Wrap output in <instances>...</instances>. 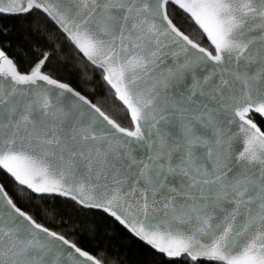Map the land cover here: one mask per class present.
Listing matches in <instances>:
<instances>
[{
	"label": "snow or ice",
	"instance_id": "snow-or-ice-1",
	"mask_svg": "<svg viewBox=\"0 0 264 264\" xmlns=\"http://www.w3.org/2000/svg\"><path fill=\"white\" fill-rule=\"evenodd\" d=\"M169 4L213 51L174 24ZM33 10L101 70L132 128L46 74V52L19 72L3 31L0 169L60 227L97 230L43 197L169 259L264 264V132L250 115L264 117V0H0L3 15ZM74 234L37 223L0 186V264H103Z\"/></svg>",
	"mask_w": 264,
	"mask_h": 264
},
{
	"label": "trees",
	"instance_id": "trees-1",
	"mask_svg": "<svg viewBox=\"0 0 264 264\" xmlns=\"http://www.w3.org/2000/svg\"><path fill=\"white\" fill-rule=\"evenodd\" d=\"M168 14L174 24L191 40L212 51L203 35L185 14L172 6L168 7ZM39 17L47 21V25L41 23L38 29L36 21ZM49 29L54 31H49ZM3 31L7 33L4 37L7 41L4 44L6 53L13 60L19 72L26 73L30 70V65L35 59L32 55L34 51L46 52L49 55V62L46 63L44 69L46 74L85 95L92 103L113 118L119 126L125 129L132 128L127 111L115 100L112 91L103 81L102 73L86 63L71 44L61 39L60 37L63 35L42 13L37 14L33 10L28 15L21 17L0 15V32ZM250 115L254 117L257 126L264 132V121L258 116ZM0 184L13 199V203L32 215L37 223H42L60 234L75 232L74 235H66L65 238L75 243L82 250L101 259L103 264H218L191 262L186 257L166 259L135 240L118 224L113 226V224L101 219L100 215L85 219L73 209L66 207V204L72 203L71 201H66L62 197H43L49 202V207L54 202L60 208L65 217V222L70 218L87 226L94 223L97 230L93 233L87 227L84 229L60 227L61 221L59 219L54 221L51 215L44 212V204H40L39 207L36 206L40 197L30 201L27 196L28 191L21 190L1 170ZM108 220L111 219L108 218Z\"/></svg>",
	"mask_w": 264,
	"mask_h": 264
},
{
	"label": "water",
	"instance_id": "water-1",
	"mask_svg": "<svg viewBox=\"0 0 264 264\" xmlns=\"http://www.w3.org/2000/svg\"><path fill=\"white\" fill-rule=\"evenodd\" d=\"M21 2H23V0H21ZM169 6H172V7H174V8H176V9H178L175 5H172V4H169ZM179 11H181L183 14H185L191 21H192V23H193V25L198 29V31L203 35V37L205 38V40H206V42L208 43V45L210 46V48L212 49V46H211V44H210V41L208 40V38H207V36L202 32V30L199 28V26L198 25H196L195 24V22L191 19V17L187 14V13H185V12H183V10H180V9H178ZM29 13H27V14H21V15H5V16H10V17H21V16H26V15H28ZM43 14V13H42ZM0 15H3V14H0ZM44 15V14H43ZM46 17V16H45ZM47 18V17H46ZM48 19V18H47ZM50 21V20H49ZM51 23H52V21H50ZM55 27H56V25L54 24V23H52ZM57 28V27H56ZM58 29V28H57ZM58 31H59V29H58ZM62 35H63V33H61ZM186 35V34H185ZM194 42V41H193ZM199 45V44H198ZM72 46V45H71ZM200 46V45H199ZM73 47V46H72ZM200 47H203V46H200ZM74 48V47H73ZM75 49V48H74ZM76 50V49H75ZM208 50V49H207ZM77 51V50H76ZM212 51H213V49H212ZM79 54V53H78ZM82 58H83V60L86 62V63H88L87 62V60H86V58H84L83 57V55L82 54H79ZM172 63V60H171V58H169V59H167L166 61H165V65H170ZM91 67H93L94 69H97V70H99L100 72H101V70L100 69H98V68H95L93 65H91L90 63H88ZM165 65H161V67L163 68ZM102 73V72H101ZM42 83V82H41ZM105 83V82H104ZM106 84V83H105ZM107 85V84H106ZM69 86V85H68ZM108 86V85H107ZM109 87V86H108ZM110 89V88H109ZM111 90V89H110ZM81 94V93H80ZM65 95H68V94H65ZM116 100V99H115ZM123 108H124V106L121 104V102L120 101H118V100H116ZM125 109V108H124ZM126 110V109H125ZM127 111V110H126ZM253 115H255V116H258L260 119H262L263 121H264V117H260L258 114H253ZM129 117V116H128ZM129 120H130V117H129ZM130 122H131V120H130ZM132 125V124H131ZM121 127V126H120ZM5 175H7L9 178H11L12 180H13V182L15 183V185H17V183H16V181L11 177V176H9L6 172H4L2 169H0ZM0 186H2L1 184H0ZM18 187H20L21 188V186H19V185H17ZM24 190H26V191H30V190H27V189H24ZM33 195H35V194H33ZM47 197H59V196H47ZM62 198H64V197H62ZM64 199H66V198H64ZM106 215V214H105ZM110 218V217H109ZM111 219V218H110ZM122 229H123V227L122 226H120ZM123 230H125L129 235H131L135 240H137L138 242H140L141 244H143L144 246H146V247H148L149 249H151L153 252H155L156 254H158V255H160V256H163L164 258H166V259H169L166 255H164V254H162V253H159V252H156V250H154V249H152V248H150V246H148L147 244H145L143 241H140V240H138L136 237H134L131 233H129L126 229H123ZM181 257H186L188 260H190L191 262H210V263H218V262H216V261H211V260H208V259H206V258H202V257H198L196 260H193V259H191L189 256H187L186 254H184V255H181L180 257H178V258H181ZM80 259H82V258H80ZM172 259H176V258H172Z\"/></svg>",
	"mask_w": 264,
	"mask_h": 264
}]
</instances>
